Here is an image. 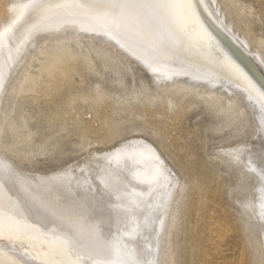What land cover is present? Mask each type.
Segmentation results:
<instances>
[{"label":"rangeland","instance_id":"1","mask_svg":"<svg viewBox=\"0 0 264 264\" xmlns=\"http://www.w3.org/2000/svg\"><path fill=\"white\" fill-rule=\"evenodd\" d=\"M212 2L222 16L228 17L230 13L228 21L236 29L264 36V0ZM34 27L2 60L9 63L5 73H0L4 161L9 159L14 164L11 166L43 176L50 184L68 185L74 192L81 188L90 192L96 189L100 191L101 203L105 198L117 203L118 199L113 200L112 196L119 197L118 184L130 175V163L126 160L122 165L120 157L125 153L132 156L137 147H150L184 185L180 201L201 197L205 190L203 182L208 180V193L216 196L214 206L225 209L232 218L248 252L253 254L258 249L262 253L259 257L264 258V233L259 241H249L251 233L246 224L248 218L256 217L252 220L254 227L264 226V176L261 175V181L257 179L261 188L257 194L252 189L255 180L243 177L248 166L241 161L237 164L241 170L236 167L238 161H234L236 147L260 146L264 150L261 127L248 108H242L241 113L236 112L238 115L232 114L227 120L228 113L221 110L226 106L223 101L210 104L203 96L177 93L172 80L155 78L145 65L117 53L99 35L68 28ZM46 29L49 31L45 32ZM97 46L117 55L113 60L105 59L108 56L97 54ZM66 47L74 51L73 56L69 58L63 53L58 61L64 63L69 58L72 71L67 77L55 78L41 69L43 63ZM58 72L57 67L55 74ZM31 80L35 85L25 88ZM184 80L199 83L205 90L221 88L213 82H196L190 77ZM221 89L232 95V89ZM182 221L180 229H172V249L178 250L179 256L185 255L188 246L187 226ZM259 257L257 262L264 264Z\"/></svg>","mask_w":264,"mask_h":264},{"label":"bare ground","instance_id":"2","mask_svg":"<svg viewBox=\"0 0 264 264\" xmlns=\"http://www.w3.org/2000/svg\"><path fill=\"white\" fill-rule=\"evenodd\" d=\"M207 1L264 73V36H256L243 29H236L231 25L232 21H228L231 18L230 13L228 16L230 18L226 16L227 14L224 15L227 17L225 19L221 11L218 12L214 7L212 0ZM13 4L0 1V10L11 11ZM224 6L226 7V4ZM222 8L225 9L223 6ZM34 26L53 30L68 28L75 31L73 29H76L99 35L103 40L105 39L103 42L110 45L117 53L134 58L143 66L145 65L155 78L172 80L171 84L176 85L177 93L182 91L185 94L193 93L200 98L203 96L210 104L223 101L226 106H222L221 110L228 113L227 120H230L232 114L238 115L242 108L247 107L258 121L264 138V96L261 93L224 68L141 40L119 13L77 2H68L46 7L29 30ZM51 39L54 38L51 37ZM79 41L77 44L80 45ZM96 52L98 55L108 56H103L105 59L113 60L117 55L110 54L103 48H99ZM63 53H67L70 58L74 51L69 47L61 49L55 57L43 63L41 69L48 71L55 78L67 77L72 71V66L69 58L64 63L58 61ZM8 65L7 61H2L0 73H5ZM57 67L59 72L55 74ZM189 77L198 82H213L221 86L222 89L218 88V90L232 89V95H226L225 92L217 89H202L199 83L194 82L195 85L190 82L191 79H189L190 83L184 80ZM167 83L169 85V81ZM33 85L35 82L31 80L25 88ZM102 96L100 95V98ZM0 133L2 134V131ZM2 136H0V189L108 247L133 264H259L257 258L259 253L262 255L261 251L254 249L255 252L250 254L234 229L232 218L225 209H217L214 206L216 196L215 193H208L209 181L204 180L205 190L201 197L191 196L192 199L188 202L180 201L183 198L181 195L185 189L184 185L174 178L172 169L167 168L162 158L150 147L140 146L130 151L133 153L132 156L130 153H125L120 157V160H123L120 162L122 165L126 160L130 163V175L118 184L121 193L119 197L111 193L112 199H118L119 202L113 201V203L105 198L104 203H101L100 191L98 193L96 189L90 192L81 188L74 192L68 185L58 186L57 182L50 184L44 180L43 176L11 166L12 162L9 159L10 162L4 161L1 150ZM236 148H232V150L236 149L234 155L237 156L234 157L235 160L233 159L238 161L236 167H239V163L242 162L248 166L247 168L240 165L242 168H247L246 176L243 177L255 180L252 184L256 188L251 187L258 194L261 189L258 181H261L264 176V150L260 146ZM98 204L101 205L98 206ZM252 220L251 218L246 220L249 230L247 231L251 233L249 241L258 240L264 233V226L256 229ZM181 221L187 226L188 232V246L184 250L186 256H179L178 250L172 249V229L179 228ZM140 242L145 247L141 246ZM259 259L264 258L262 256Z\"/></svg>","mask_w":264,"mask_h":264},{"label":"water","instance_id":"3","mask_svg":"<svg viewBox=\"0 0 264 264\" xmlns=\"http://www.w3.org/2000/svg\"><path fill=\"white\" fill-rule=\"evenodd\" d=\"M119 13L151 44L217 65L264 96V73L207 0H15L0 10V63L46 7ZM0 264H133L0 189Z\"/></svg>","mask_w":264,"mask_h":264}]
</instances>
